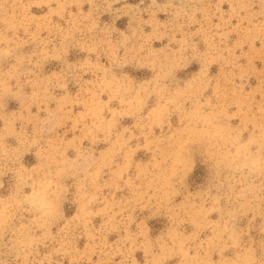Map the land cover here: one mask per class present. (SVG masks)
I'll return each instance as SVG.
<instances>
[{
  "label": "rangeland",
  "instance_id": "1",
  "mask_svg": "<svg viewBox=\"0 0 264 264\" xmlns=\"http://www.w3.org/2000/svg\"><path fill=\"white\" fill-rule=\"evenodd\" d=\"M0 264H264V0H0Z\"/></svg>",
  "mask_w": 264,
  "mask_h": 264
}]
</instances>
